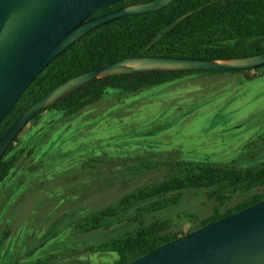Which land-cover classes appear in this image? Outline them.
<instances>
[{"label": "rangeland", "instance_id": "obj_1", "mask_svg": "<svg viewBox=\"0 0 264 264\" xmlns=\"http://www.w3.org/2000/svg\"><path fill=\"white\" fill-rule=\"evenodd\" d=\"M261 75H190L138 93L111 90L74 116L46 111L32 120L13 153L20 160L0 183V264H34L51 256V264L115 263L116 253L88 250L112 233L84 234L76 224L171 170L163 164L139 169L141 160L264 163ZM214 205L206 191H189L153 219H172L185 233Z\"/></svg>", "mask_w": 264, "mask_h": 264}, {"label": "trees", "instance_id": "obj_2", "mask_svg": "<svg viewBox=\"0 0 264 264\" xmlns=\"http://www.w3.org/2000/svg\"><path fill=\"white\" fill-rule=\"evenodd\" d=\"M148 1L152 0L105 6L94 16ZM254 41L259 43L250 45ZM260 53H264V0H178L153 13L122 17L84 37L38 75L1 124L0 139L27 108L59 84L124 59L185 57L226 61ZM252 71H261L263 75L259 77L264 76V67L236 72L171 71L110 76L76 91L46 111L71 117L101 101L111 90L132 94L190 75ZM18 138L0 161V183L11 175L20 160L21 155L13 154ZM160 164L171 169L163 180L134 190L76 224L80 233H112L108 239L89 246L91 253H116L118 260L113 264H130L179 237L264 200V163L244 167L208 160H141L138 168L148 170ZM195 190L206 191L215 205L212 214L189 231H177L172 219H153L157 213L178 206L187 192ZM240 195L241 201L227 208ZM55 259L51 256L34 264H51Z\"/></svg>", "mask_w": 264, "mask_h": 264}, {"label": "water", "instance_id": "obj_3", "mask_svg": "<svg viewBox=\"0 0 264 264\" xmlns=\"http://www.w3.org/2000/svg\"><path fill=\"white\" fill-rule=\"evenodd\" d=\"M130 0H0V126L29 86L84 37L126 16L164 9L178 0H152L94 16ZM264 67V53L226 61L136 57L77 75L27 108L0 139V161L38 115L105 77L151 72H236ZM130 264H264V200L179 237Z\"/></svg>", "mask_w": 264, "mask_h": 264}, {"label": "flooded vegetation", "instance_id": "obj_4", "mask_svg": "<svg viewBox=\"0 0 264 264\" xmlns=\"http://www.w3.org/2000/svg\"><path fill=\"white\" fill-rule=\"evenodd\" d=\"M96 16H99V15H96Z\"/></svg>", "mask_w": 264, "mask_h": 264}]
</instances>
